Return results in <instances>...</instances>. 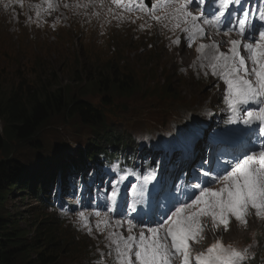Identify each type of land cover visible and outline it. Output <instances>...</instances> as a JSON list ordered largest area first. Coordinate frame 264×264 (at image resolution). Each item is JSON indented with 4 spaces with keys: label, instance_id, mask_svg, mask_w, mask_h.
Masks as SVG:
<instances>
[{
    "label": "rangeland",
    "instance_id": "374dc122",
    "mask_svg": "<svg viewBox=\"0 0 264 264\" xmlns=\"http://www.w3.org/2000/svg\"><path fill=\"white\" fill-rule=\"evenodd\" d=\"M53 4L54 8L47 10L45 0H0V132L7 142L0 159H22L30 169L39 171L36 180L33 178L30 182V190L14 189L0 210L18 216L19 231L25 234L27 242L42 238L48 229L57 230L59 241H55L52 248H45L57 254L60 243L61 256L53 264H115L114 251L108 255L111 250L108 233L117 231L126 235V227L115 228V221L134 220L135 213L128 208L134 193L132 184L127 185L133 172L120 174L119 196L112 212H108L112 207L110 201L107 200L106 205L98 204L99 192L93 190L94 186L89 189L94 202L91 206L83 200L78 202V195L69 193V185L54 200H40L35 189L41 181L45 184L39 188L51 185L44 195L46 199L55 197L60 175L70 182L75 178L61 166L71 163L73 158L81 164L82 158L87 156V143L98 136L93 123H84L79 114L52 110L50 120L44 122L35 136L24 141L14 135L7 122L12 95L20 94L23 107L28 108L32 101L59 90L69 99L81 96L106 115L109 126L126 130L133 142H147L152 138L169 139V136L177 139L181 130L192 135L203 121L215 119L225 111L221 103L225 101L226 85L210 74L207 61L197 60L201 53L196 49L200 43H209L206 38H197L189 47L185 34L179 29L172 31L171 24L163 28L146 13L136 9L129 11L111 0H53ZM65 4L69 7H64ZM190 10L196 12L192 6ZM156 14L160 15L161 11ZM141 24L151 27L142 29ZM231 35L238 38L236 32ZM176 37L180 38L179 44L172 43ZM227 50L228 45L221 47V51ZM201 63L205 67H201ZM205 71L209 75L205 76ZM114 77L134 79L138 88L127 93L113 86L108 91H99L96 83L100 79ZM168 87L172 93L166 91ZM34 141H38L40 147L36 148ZM50 169L52 178L46 173ZM139 170L140 166L134 172ZM141 172L149 175L143 168ZM82 174L79 182L84 180L81 181ZM116 176L109 187L104 183L99 187L106 189L107 196ZM78 192H82V187ZM59 198H63V202L58 201ZM56 202L61 209L54 208ZM74 205L77 207L70 210ZM81 205L88 207L78 209ZM80 212L85 218L79 216ZM96 212L101 216H95ZM103 220L110 223L107 227L101 223V231L97 221ZM262 237L264 219L252 214L246 224L233 219L228 231L218 229L213 233L206 229L205 239L194 252L206 250L217 241L224 246L249 248ZM32 256H36L35 251Z\"/></svg>",
    "mask_w": 264,
    "mask_h": 264
},
{
    "label": "snow or ice",
    "instance_id": "6c2138e0",
    "mask_svg": "<svg viewBox=\"0 0 264 264\" xmlns=\"http://www.w3.org/2000/svg\"><path fill=\"white\" fill-rule=\"evenodd\" d=\"M45 2L47 10L54 8L53 0ZM111 2L129 11L144 12L163 28L171 24L172 31L179 29L185 34L189 47L197 38L208 39L209 43L198 45L196 50L201 56L197 60L207 61L210 74L226 85L224 100L235 117L228 123L240 120L245 125H252L258 122L260 131L264 132V30L248 24V9L237 8L242 18L233 19L232 5H240L243 0H212L215 7L209 10L208 16L202 10L206 0H152L150 8L145 0ZM193 5L201 10L191 11ZM157 11L161 14L157 15ZM258 11L259 19L264 21V10ZM140 27L151 25L141 24ZM233 32L238 38H232ZM172 43L179 44L180 38L176 37ZM223 45H228L227 51H221ZM200 66L205 67L203 63ZM204 75L209 72L205 71ZM253 104L256 107L253 108ZM244 105L249 107L244 109ZM247 131L239 128L224 130L216 144L227 143L229 147L216 153L207 171L204 170L207 161H202L198 171L193 170L200 181L198 183L165 186L158 181L148 192V181L155 175L153 170L139 187L132 185L134 197L128 208L136 213L139 223L133 219L115 221V228L126 227L127 232L126 235L117 231L108 233V247L111 249L108 255L114 251L115 264H245L249 255L247 246L238 249L217 241L206 250L194 252V249L205 239L206 229L213 233L218 229L228 231L233 219L246 224L247 217L252 214L264 219V145L258 150L245 146L243 134ZM220 156H230L231 159L221 163ZM120 182L117 180L112 184V191L107 196L112 205L108 212L115 210ZM146 202L147 210L137 212L136 205ZM79 216L85 218L83 212ZM95 216L100 217L101 213L96 212ZM101 223L107 227L110 222L97 221L98 230L103 231L99 229ZM88 231L91 233V227Z\"/></svg>",
    "mask_w": 264,
    "mask_h": 264
},
{
    "label": "trees",
    "instance_id": "16d2710c",
    "mask_svg": "<svg viewBox=\"0 0 264 264\" xmlns=\"http://www.w3.org/2000/svg\"><path fill=\"white\" fill-rule=\"evenodd\" d=\"M133 80L131 78L120 79L114 77L110 80L109 78L100 79L96 85L101 92L103 89L108 91L109 87L112 88L113 86L121 93H127L138 88ZM166 91L172 93L170 87ZM20 97V94L17 93L12 95L10 106L7 109V112L9 111L7 122H9L10 127L12 126L11 130L14 135L24 141L35 136L44 122L50 120V112L52 110L71 115L79 114L84 123H93L95 127L93 130L97 133L98 138L87 143V156L82 158L81 164L73 158L71 163L61 166L66 167L70 172L83 170L82 168L87 169L91 162L98 171L106 169L108 167L107 162L111 166L113 159L118 156L116 151H123L122 148L124 149L127 146V136L130 133L126 130L119 131L112 125L109 126L106 121V115L81 96L69 99L59 90L50 96L46 95L41 99L32 101L29 108L28 106L23 107L24 103L21 102ZM33 143L36 148L40 147L38 141ZM6 146L5 136L0 132V152L6 150ZM52 171L50 169L46 172L51 174V178L53 175ZM29 176H31L30 181L28 179ZM38 176L39 171L33 168L30 169L22 159H0V209L4 207L14 189H18L19 192H23L26 189L30 190L29 188L32 186L30 182L32 183L33 178L36 180ZM44 183L45 181H42V184ZM39 187L40 185L35 189L36 194H38L37 197L40 200H43V198L46 200L44 196L46 191H42L45 188ZM18 220L19 218L16 214L12 215L9 212L4 214L0 210V264H53L60 258L61 255L58 253L60 243L56 251L58 255L53 251H45V248H52L55 241H59L56 235L57 230H51L46 227L48 229H45L47 232H43L42 238H35L33 244L32 241L27 242L25 234L19 231ZM34 251L36 256L33 257ZM20 258L25 260L20 262Z\"/></svg>",
    "mask_w": 264,
    "mask_h": 264
},
{
    "label": "bare ground",
    "instance_id": "6f19581e",
    "mask_svg": "<svg viewBox=\"0 0 264 264\" xmlns=\"http://www.w3.org/2000/svg\"><path fill=\"white\" fill-rule=\"evenodd\" d=\"M15 22H16V24H18L17 21H15ZM116 98H117V97H116ZM123 107H124V106H123ZM126 142H130V143H127V146H130V145L132 144V140H131V139H128V141H126ZM119 143H121V142H119ZM122 143H123V141H122ZM61 176H62V178H63V177L66 178V176L60 175V177H61ZM67 181H69V178H67V179L64 181V183L67 182ZM44 184H45V183H44ZM39 185H43V184H42V181H41V184H39ZM49 186H50V188H49ZM48 188L51 189V185H48V186H47L44 190H42V191L45 192V191L48 190ZM37 196H38V195H37ZM118 196H119V195H118Z\"/></svg>",
    "mask_w": 264,
    "mask_h": 264
}]
</instances>
